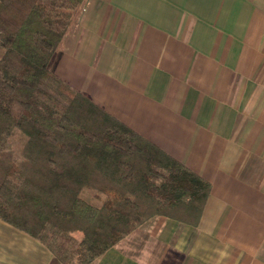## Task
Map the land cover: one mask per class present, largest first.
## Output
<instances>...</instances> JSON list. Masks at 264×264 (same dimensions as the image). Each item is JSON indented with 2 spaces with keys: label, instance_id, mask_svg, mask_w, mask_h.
I'll return each mask as SVG.
<instances>
[{
  "label": "crops",
  "instance_id": "1",
  "mask_svg": "<svg viewBox=\"0 0 264 264\" xmlns=\"http://www.w3.org/2000/svg\"><path fill=\"white\" fill-rule=\"evenodd\" d=\"M57 75L211 183L90 264H264V0H88ZM0 264H63L0 218Z\"/></svg>",
  "mask_w": 264,
  "mask_h": 264
},
{
  "label": "trees",
  "instance_id": "2",
  "mask_svg": "<svg viewBox=\"0 0 264 264\" xmlns=\"http://www.w3.org/2000/svg\"><path fill=\"white\" fill-rule=\"evenodd\" d=\"M88 0H0V218L90 264L165 216L197 226L211 183L53 69Z\"/></svg>",
  "mask_w": 264,
  "mask_h": 264
},
{
  "label": "rangeland",
  "instance_id": "3",
  "mask_svg": "<svg viewBox=\"0 0 264 264\" xmlns=\"http://www.w3.org/2000/svg\"><path fill=\"white\" fill-rule=\"evenodd\" d=\"M156 217H158V216H156ZM153 218H155V217H153ZM153 218H151L150 220L146 221V222L143 223L142 225H144V224H149V223L153 220ZM142 225H140L139 227H141ZM139 227H138V228H139ZM138 228H136V229H138ZM136 229H135V230H136ZM131 233H132V232H131ZM131 233H130V234H131ZM126 237H127V236H126ZM120 241H121V240H120Z\"/></svg>",
  "mask_w": 264,
  "mask_h": 264
}]
</instances>
